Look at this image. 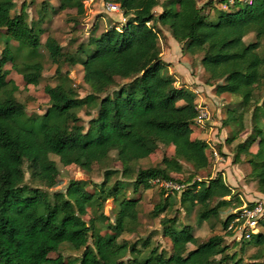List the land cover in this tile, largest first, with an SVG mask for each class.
Here are the masks:
<instances>
[{
  "label": "trees",
  "instance_id": "16d2710c",
  "mask_svg": "<svg viewBox=\"0 0 264 264\" xmlns=\"http://www.w3.org/2000/svg\"><path fill=\"white\" fill-rule=\"evenodd\" d=\"M116 1L122 20L109 21L101 29L94 22L86 39L68 51L52 35L40 39L43 0L30 20L24 1L11 13L14 0H0V29L7 37L0 49V264H240L238 252L227 251L223 234L211 233L193 243L191 224L177 223L175 214H162L158 220L160 234L169 239L167 251L149 245V236L140 238L141 246L138 240L118 237L136 232L139 225V197L124 194L125 181L132 191L149 188L155 177L184 182L178 194L168 192L154 203L151 214L159 215L175 198L184 212L194 209L199 221L228 210L220 220L226 234L237 224L227 228L236 214L231 209L242 204L221 171L192 178L209 164L207 143L191 136L196 95L186 85H175L173 75L166 72L168 62L160 57L158 44L160 26L179 44L181 53L199 55L204 82L214 93L236 96L221 119L231 130L226 141L247 130L244 116L249 112L250 127L235 142L232 160L246 156V176L264 195V95L260 98L257 93L264 89V0H232V7H215L210 18L204 9L212 6L211 0L200 5L196 0ZM155 5L158 11L153 10ZM65 7H74L78 14L83 11L82 0H59L57 8ZM249 32L253 39L245 41ZM41 45L55 74H60L62 63H79L89 90L79 95L64 79L44 84L49 103L42 112L28 116L3 65L9 62L27 84L37 82L43 68ZM116 77L124 81L106 92ZM80 109L94 110L85 128L78 123ZM253 142L256 148L251 151ZM158 144L171 145L172 153L155 164L137 166ZM51 154L61 165L74 164L84 173L94 163L102 165V178L99 182L70 178L62 190L48 194L44 188L58 180ZM109 161L118 167L108 166ZM182 162L192 169L184 179L173 175L182 174ZM106 198L116 204L111 219L102 211ZM88 205L94 212L83 219ZM191 242L193 246L187 247ZM62 244L80 253L64 258L57 252ZM246 245L254 247L250 258L264 257V219L242 240L239 251ZM50 252L57 253L49 256Z\"/></svg>",
  "mask_w": 264,
  "mask_h": 264
},
{
  "label": "rangeland",
  "instance_id": "374dc122",
  "mask_svg": "<svg viewBox=\"0 0 264 264\" xmlns=\"http://www.w3.org/2000/svg\"><path fill=\"white\" fill-rule=\"evenodd\" d=\"M21 1L26 3V19H35L39 2L41 0H14V5L11 9V13L18 10ZM44 1V12L43 22L44 27L43 33L40 35L41 41L44 37L49 34L52 35L57 42L61 45L62 49L73 51L77 43L86 39L88 30L91 28L94 22L97 23L99 29L103 26L104 22H109L111 19L107 18V13L116 14L118 12L106 10L103 1L101 0H82L83 11L78 14L74 7L57 8L59 0H43ZM205 0H196L197 5H200ZM232 0H211L212 6H205L208 11L209 18L212 17L213 10L215 7L229 8ZM105 17V21L100 19V16ZM100 19V20H99ZM97 29V31L99 30ZM159 51L160 57L168 62L166 72L171 73L174 78L175 85H186L194 90L196 95V105L207 110V117L201 121L193 119L194 129L191 133L192 137H199L207 143V153L209 155V164L203 170H197L192 173V178H204L207 175L212 176L217 171H221L223 178L226 182H231L233 190L239 194L242 199V204L247 201L261 202L264 208V195H258L255 189V183L253 180L246 176L249 169L248 163L245 160L244 154L239 155V159L233 162V146L235 142L241 140L244 134L250 127L249 123V112L245 113L244 124L246 131L241 132L240 135L226 141L225 137L230 136L231 130L228 125L221 123V119L225 116V109L227 106L232 105L236 100V96L226 92L216 94L212 90V86L204 82L205 73L198 61V54H189L187 52L181 53L176 41L170 36L168 32L162 26L159 27ZM244 40L248 41L253 39L251 32L244 35ZM7 40L6 34L3 29H0V49ZM12 45H16L17 41L13 39L8 40ZM42 53V64L43 68L40 73V77L35 83H25L18 72H16L10 65L9 62L4 63L3 67L7 69L6 79H10L17 85L15 91V97L24 103V112L30 116L35 113H40L48 105V96L43 91L44 84H54L59 79H64L66 82L73 85L79 95L86 93L89 88L82 81L81 74L82 68L79 63L60 65V74L53 73L54 64L51 63L47 56L46 51L41 45L39 47ZM21 51H25V47L21 48ZM175 68L172 69V66ZM175 74V76H174ZM61 75V76H60ZM124 81V79L115 78V84L108 87L106 92H110L113 88ZM261 98L264 95V89L257 92ZM94 114L93 109L89 110H78L79 120L83 128L86 127L89 118ZM256 148V142H253L249 150L253 151ZM213 150L216 151V155L213 154ZM172 153L171 145L158 144L156 149L151 152L147 157L141 158L136 162L137 166H146L149 164H155L159 161L162 155H170ZM110 157L114 154L110 152ZM58 167V180L57 183L51 188H44L48 194L55 189H63L67 180L70 178H82L88 179L90 182H99L102 178V171L104 166L94 163L89 172L84 173L74 164L61 165L58 162L57 156L51 154ZM108 166L118 167V163L109 161ZM192 169L187 162H182V174H173L175 177L184 179L187 175L191 174ZM113 178V177H112ZM24 179L28 180V173L24 168ZM91 188L90 184L87 186ZM163 192L160 193L159 190ZM176 192L175 190L165 189L158 185V182H152L149 188L143 189L138 187L135 191L131 190V186L128 181H125L124 194L129 196L139 197L137 204V212L139 225L137 226L136 232L134 233H122L118 237L126 239L128 241L138 240L137 245H143L142 239L149 236L150 244L156 245L158 248L167 251L169 249V239L160 234V224L158 223L159 216L166 214L171 216L175 214L177 223L187 222L192 226V232L194 235V242L204 239L211 233L223 234V241L228 244L227 251H237L241 257L240 264H254V262H260L264 264V257L259 259H252L249 254L254 250V247L246 245L243 251H239V245L242 240L247 238L245 231L235 227L231 234L224 233L221 227L220 220L225 216L226 210L220 211L217 215L211 216L205 220H198L195 215V210L192 209L189 212H184L183 208L178 204L175 198L174 203L171 207H168L165 211L159 213L157 216L151 214V208L163 195L166 193ZM173 194V193H171ZM174 195V194H173ZM116 208L115 202L111 198H106L102 204V211L107 215L109 219L113 217ZM233 210V209H231ZM230 210V211H231ZM93 206L86 208V212L81 214L83 219L93 214ZM264 218V217H263ZM139 238V239H136ZM193 243H188L187 247L193 246ZM64 258H71L80 253V249H71L66 244H62L58 251ZM57 252H50L49 256H55Z\"/></svg>",
  "mask_w": 264,
  "mask_h": 264
},
{
  "label": "built area",
  "instance_id": "2783aa9c",
  "mask_svg": "<svg viewBox=\"0 0 264 264\" xmlns=\"http://www.w3.org/2000/svg\"><path fill=\"white\" fill-rule=\"evenodd\" d=\"M245 2H250V0H241ZM104 7L106 10L119 12V4L116 0H103ZM197 107V114L194 119L197 121H201L203 118L207 117V110L205 108ZM214 155H216V151H212ZM152 182H158L160 187L169 190H175L179 192L183 186L184 182H179L172 179H164L155 177L151 179ZM235 210L234 218L228 223L227 228H232L233 224L236 222L234 227H238L240 230L245 231V236L248 237L250 233L255 232L259 228V220H263L264 218V208L262 207L261 202H256L253 205L248 206L245 203L241 204Z\"/></svg>",
  "mask_w": 264,
  "mask_h": 264
},
{
  "label": "crops",
  "instance_id": "0c3cea01",
  "mask_svg": "<svg viewBox=\"0 0 264 264\" xmlns=\"http://www.w3.org/2000/svg\"><path fill=\"white\" fill-rule=\"evenodd\" d=\"M103 0H101V2H102ZM153 10L154 11H158L159 10V6L158 5H155L154 7H153ZM107 18H109V19H111L110 20V22H112V21H115V20H117V21H119V20H122V16H121V14L118 12V13H116V14H110V13H107ZM100 19L102 20V21H105V17L104 16H100ZM99 19V20H100ZM105 24H107V22H104L103 23V25H105ZM168 36L170 37V35L168 34ZM176 44H177V42H176ZM178 48H179V46H178ZM180 50V49H179ZM175 68V65L174 66H172V69H174ZM174 76H175V74H174ZM195 90V89H194ZM226 182V181H225ZM228 184H230V185H233L231 182H227ZM257 192V194L258 195H262L263 196V194H261L260 192H258V191H256Z\"/></svg>",
  "mask_w": 264,
  "mask_h": 264
}]
</instances>
